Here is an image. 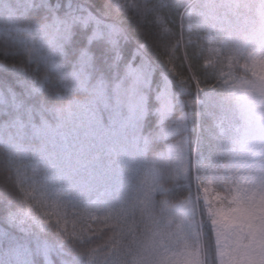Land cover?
<instances>
[{"label":"trees","instance_id":"obj_1","mask_svg":"<svg viewBox=\"0 0 264 264\" xmlns=\"http://www.w3.org/2000/svg\"><path fill=\"white\" fill-rule=\"evenodd\" d=\"M263 37L264 0H0V264H219L195 192Z\"/></svg>","mask_w":264,"mask_h":264},{"label":"rangeland","instance_id":"obj_2","mask_svg":"<svg viewBox=\"0 0 264 264\" xmlns=\"http://www.w3.org/2000/svg\"><path fill=\"white\" fill-rule=\"evenodd\" d=\"M241 69L242 138L236 152L208 173L195 194L211 220L219 264H264V37ZM70 134L72 148L60 159L63 167L77 159L81 139L88 136L81 130Z\"/></svg>","mask_w":264,"mask_h":264}]
</instances>
